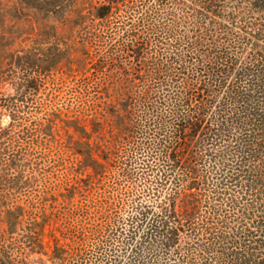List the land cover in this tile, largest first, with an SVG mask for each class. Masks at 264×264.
<instances>
[{"label":"trees","instance_id":"1","mask_svg":"<svg viewBox=\"0 0 264 264\" xmlns=\"http://www.w3.org/2000/svg\"><path fill=\"white\" fill-rule=\"evenodd\" d=\"M71 1L94 215L55 260L264 264V0Z\"/></svg>","mask_w":264,"mask_h":264},{"label":"rangeland","instance_id":"2","mask_svg":"<svg viewBox=\"0 0 264 264\" xmlns=\"http://www.w3.org/2000/svg\"><path fill=\"white\" fill-rule=\"evenodd\" d=\"M71 4L0 0V254L12 264H58L55 244L79 241L81 211L87 223L94 215L84 206L94 192L84 190V137L69 122L84 115L85 75L62 23ZM55 5L60 11L49 13ZM28 17L54 30L39 32Z\"/></svg>","mask_w":264,"mask_h":264}]
</instances>
